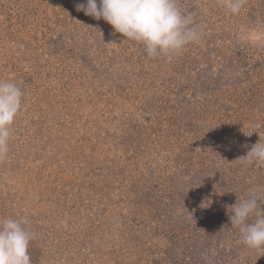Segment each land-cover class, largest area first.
Here are the masks:
<instances>
[{
  "label": "rangeland",
  "instance_id": "rangeland-1",
  "mask_svg": "<svg viewBox=\"0 0 264 264\" xmlns=\"http://www.w3.org/2000/svg\"><path fill=\"white\" fill-rule=\"evenodd\" d=\"M84 0H0V81L22 107L0 159V218L31 264H264L229 206L264 168V0H179L200 38L149 57ZM125 39V40H124Z\"/></svg>",
  "mask_w": 264,
  "mask_h": 264
},
{
  "label": "clouds",
  "instance_id": "clouds-1",
  "mask_svg": "<svg viewBox=\"0 0 264 264\" xmlns=\"http://www.w3.org/2000/svg\"><path fill=\"white\" fill-rule=\"evenodd\" d=\"M231 14H238L245 0H222ZM77 11L103 19L125 39L142 45L149 57L172 56L200 38L199 26L185 15L179 0H84ZM124 39V40H125ZM23 92L14 82L0 81V159L9 148L10 128L22 107ZM237 160L264 168V143H256ZM253 194L229 206L231 227L239 230L242 243L264 250V210ZM26 218H0V264H31L29 245L34 238Z\"/></svg>",
  "mask_w": 264,
  "mask_h": 264
}]
</instances>
